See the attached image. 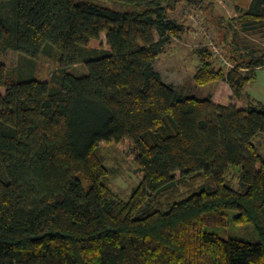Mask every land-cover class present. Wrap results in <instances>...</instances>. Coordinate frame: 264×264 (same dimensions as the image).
<instances>
[{
    "label": "trees",
    "instance_id": "trees-1",
    "mask_svg": "<svg viewBox=\"0 0 264 264\" xmlns=\"http://www.w3.org/2000/svg\"><path fill=\"white\" fill-rule=\"evenodd\" d=\"M202 1L0 0V55L30 66L51 54L60 70L39 79L0 64V264H264V105L188 97L155 69L183 33L170 14ZM219 23L244 45L223 36L229 67L198 50L193 81H224L241 101L264 68L252 43L264 44V0ZM80 63L86 74L69 71ZM112 144L143 175L127 200L109 187ZM229 212L257 243L205 230Z\"/></svg>",
    "mask_w": 264,
    "mask_h": 264
},
{
    "label": "rangeland",
    "instance_id": "rangeland-1",
    "mask_svg": "<svg viewBox=\"0 0 264 264\" xmlns=\"http://www.w3.org/2000/svg\"><path fill=\"white\" fill-rule=\"evenodd\" d=\"M250 1L203 0L202 5L195 9L189 7L186 3H181L170 16L183 26V33L180 37L173 38L169 44L164 45L163 51L155 60V69L162 76L163 82L181 88L184 95L188 97L203 99L210 95L217 83L196 86L193 81L195 68L199 65L197 51L207 48V37H209L220 52V49H222L224 54L229 55V46L222 40L224 35L227 42H235L239 48H242L244 44L240 45V38L245 35L240 31H234L233 28L237 29L235 25L226 33L225 29L219 28V21L231 20L236 15L237 8L246 9ZM194 18L199 20L205 31V36H207L206 38L204 34H200L198 27L193 26ZM101 40L105 44V33L101 34ZM250 40L249 38L247 42H251ZM252 43L261 47L264 45L259 40ZM214 60L217 67L221 65L220 58L215 57ZM33 62V65L29 66V62L13 51H7L0 55V64H4L10 71L21 75V77L55 79V75L60 71L55 57L51 54H43ZM226 65L230 66L229 63ZM226 65L225 69L228 68ZM69 71L76 75L86 74L85 66L82 63L70 68ZM248 99L253 103L259 102L264 105V68L258 70L256 79L244 87L243 98L241 102L238 101L241 104L240 106L247 105ZM255 143L264 157V135L256 137ZM102 155L105 159L104 166L110 169L112 174L109 180L110 189L118 198L127 200L143 175L138 171L133 161L126 158L113 144L105 145ZM176 176H179V174H176ZM81 179L83 187L86 189L88 182L84 177H81ZM233 216L234 213L229 212L225 226H207L205 230L216 234L222 239H238L249 243H257L259 239L253 225H235L232 221Z\"/></svg>",
    "mask_w": 264,
    "mask_h": 264
},
{
    "label": "crops",
    "instance_id": "crops-1",
    "mask_svg": "<svg viewBox=\"0 0 264 264\" xmlns=\"http://www.w3.org/2000/svg\"><path fill=\"white\" fill-rule=\"evenodd\" d=\"M162 77V76H161ZM163 80V79H162ZM168 84V83H167ZM212 96V101L215 104H218L221 101L222 96H226L231 99L232 104L240 106L241 104L233 97L232 91L229 88L228 84L224 81L218 82L214 87L210 94ZM244 107V106H241Z\"/></svg>",
    "mask_w": 264,
    "mask_h": 264
},
{
    "label": "built area",
    "instance_id": "built-area-1",
    "mask_svg": "<svg viewBox=\"0 0 264 264\" xmlns=\"http://www.w3.org/2000/svg\"><path fill=\"white\" fill-rule=\"evenodd\" d=\"M193 26L194 27H198V29H200L199 31H200V34H204V36H205V31L203 30V28L201 27V25H200V22H199V20H197V18H196V20H195V18H194V24H193ZM207 36H205V38H206ZM207 47L209 48V50L212 52V54H213V58H220V63L222 64V65H224V64H227V62H226V60L224 59V57H222V55H221V53H220V51L217 49V47L213 44V42L211 41V39L209 38V37H207Z\"/></svg>",
    "mask_w": 264,
    "mask_h": 264
}]
</instances>
